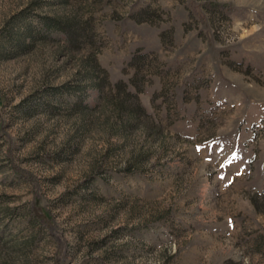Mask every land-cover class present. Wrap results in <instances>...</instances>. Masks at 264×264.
<instances>
[{
    "label": "rangeland",
    "instance_id": "obj_1",
    "mask_svg": "<svg viewBox=\"0 0 264 264\" xmlns=\"http://www.w3.org/2000/svg\"><path fill=\"white\" fill-rule=\"evenodd\" d=\"M0 264H264V0H0Z\"/></svg>",
    "mask_w": 264,
    "mask_h": 264
},
{
    "label": "trees",
    "instance_id": "obj_2",
    "mask_svg": "<svg viewBox=\"0 0 264 264\" xmlns=\"http://www.w3.org/2000/svg\"><path fill=\"white\" fill-rule=\"evenodd\" d=\"M42 216V215H41ZM40 218V217H39Z\"/></svg>",
    "mask_w": 264,
    "mask_h": 264
}]
</instances>
